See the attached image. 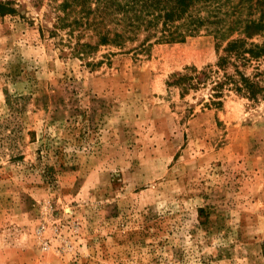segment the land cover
<instances>
[{"label": "rangeland", "instance_id": "obj_1", "mask_svg": "<svg viewBox=\"0 0 264 264\" xmlns=\"http://www.w3.org/2000/svg\"><path fill=\"white\" fill-rule=\"evenodd\" d=\"M61 0H0V264H264V99L170 83L212 33L98 65Z\"/></svg>", "mask_w": 264, "mask_h": 264}, {"label": "trees", "instance_id": "obj_2", "mask_svg": "<svg viewBox=\"0 0 264 264\" xmlns=\"http://www.w3.org/2000/svg\"><path fill=\"white\" fill-rule=\"evenodd\" d=\"M49 34L65 54L98 65L117 51L146 50L156 42L184 41L203 31L216 40L217 60L186 66L170 83L183 94L209 87L219 106L228 91L264 99V0H61ZM14 11L0 3V12Z\"/></svg>", "mask_w": 264, "mask_h": 264}]
</instances>
